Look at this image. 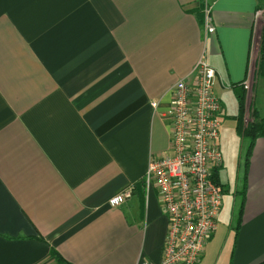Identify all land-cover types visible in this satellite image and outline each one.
Instances as JSON below:
<instances>
[{
	"label": "crops",
	"instance_id": "obj_1",
	"mask_svg": "<svg viewBox=\"0 0 264 264\" xmlns=\"http://www.w3.org/2000/svg\"><path fill=\"white\" fill-rule=\"evenodd\" d=\"M263 3L0 0V264H57L50 251L69 264L160 261L166 217L155 189L134 184L169 153L160 114L200 55L217 74L221 206L197 264L262 262L264 136L234 167L237 105L227 113L220 96L240 86L244 113L264 116Z\"/></svg>",
	"mask_w": 264,
	"mask_h": 264
},
{
	"label": "built area",
	"instance_id": "obj_2",
	"mask_svg": "<svg viewBox=\"0 0 264 264\" xmlns=\"http://www.w3.org/2000/svg\"><path fill=\"white\" fill-rule=\"evenodd\" d=\"M203 30L212 33L204 8ZM264 15V4L256 16ZM216 72L203 55L192 70L170 87L168 107L160 116L168 122V154L150 157L142 176L152 186L166 217V230L157 264H197L216 229L221 189L211 172L221 164L218 149L220 102L214 92ZM157 103L150 106L155 109ZM131 195L125 187L107 200L116 207Z\"/></svg>",
	"mask_w": 264,
	"mask_h": 264
},
{
	"label": "trees",
	"instance_id": "obj_3",
	"mask_svg": "<svg viewBox=\"0 0 264 264\" xmlns=\"http://www.w3.org/2000/svg\"><path fill=\"white\" fill-rule=\"evenodd\" d=\"M254 75L256 77H261L264 79V36L263 35L261 37L259 44L258 59L256 62ZM232 90L237 105V113L235 116L232 117L236 123L235 130L238 136L247 140V144L243 152V165L244 168H246L254 140L256 138L264 136V116L258 117L256 110L250 104L248 107V115L251 120L249 122H246L245 125H243L245 92L243 88L240 86H232ZM216 172H217V168L212 170L211 178L213 182L217 185ZM141 186H143L142 181L141 183L138 182L137 184H134V187L135 189L137 188V190H139ZM241 209H242V203L238 207V216H240ZM238 227H239V218L236 220L235 226L233 228L234 234ZM50 256L54 257V260L56 261L57 264H69L64 262L53 251H50ZM259 264H264V260Z\"/></svg>",
	"mask_w": 264,
	"mask_h": 264
},
{
	"label": "rangeland",
	"instance_id": "obj_4",
	"mask_svg": "<svg viewBox=\"0 0 264 264\" xmlns=\"http://www.w3.org/2000/svg\"><path fill=\"white\" fill-rule=\"evenodd\" d=\"M263 4H262V6H263ZM220 98H221V101H222L224 107L227 108V113H231L232 111H233L232 113L236 112V102L234 100L233 95H231V93L225 92L224 96L222 95V96H220ZM243 117H244V121H247L249 119L246 102H245V113H244ZM225 120L228 121L229 119L226 118ZM226 124L227 123H225V125L223 127H227ZM233 136H234L235 141L234 142L231 141V146L233 147V157H234L233 165L235 167L236 162H237V158H238V156L240 157V147L245 146L246 140L241 139L240 136L236 135L235 133ZM241 142H242V144H241ZM241 160H242V158H241Z\"/></svg>",
	"mask_w": 264,
	"mask_h": 264
}]
</instances>
